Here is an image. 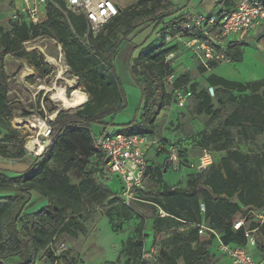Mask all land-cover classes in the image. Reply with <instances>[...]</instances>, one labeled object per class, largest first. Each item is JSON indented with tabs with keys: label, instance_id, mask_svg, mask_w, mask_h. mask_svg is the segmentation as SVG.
Segmentation results:
<instances>
[{
	"label": "trees",
	"instance_id": "1",
	"mask_svg": "<svg viewBox=\"0 0 264 264\" xmlns=\"http://www.w3.org/2000/svg\"><path fill=\"white\" fill-rule=\"evenodd\" d=\"M235 1L223 0L227 6L224 10L232 7ZM259 1L264 3L263 0ZM55 2L57 5L47 3L45 19L40 23L33 24L20 15L18 19L12 20L10 30L0 36V123L11 110L7 94L9 84L3 69L4 56L10 54L24 57L29 65L36 69L42 68V56L37 51L28 52L23 47V42L39 35H50L57 40L66 65L78 77L88 99L72 112L60 110L53 119H47L52 131L50 142L39 156L34 157L27 171L13 177L0 172V264H35L41 250L51 261L54 258L46 246L56 233L65 232L76 236L82 231L81 224L74 217L66 215L69 201L98 204L108 197L107 192L94 179L83 177L77 183H71L66 171L76 169L82 172L91 159H94L96 165L94 170L102 171L103 155L91 139V126L106 125L104 119L125 105L114 58L120 42L136 30L138 21L155 16L156 36L160 43H172L170 47L148 45L136 57L130 58L128 69L141 90L143 113L138 129H121L127 133L154 135L155 116L169 105L171 94L163 79L173 73L165 56L166 53L174 52L173 47L179 42L165 41V35L184 38L198 36L185 28L188 15H177L180 9H174L171 0H137L134 4L119 8L118 14L101 27L95 38L83 44V16L65 9L63 1ZM242 46L243 43L237 40L228 42L226 53L231 62L242 60ZM136 48L137 45H132L131 51ZM214 66L216 64H212L211 69ZM199 69L206 72L200 66ZM174 77L176 87L191 91L189 86L182 85L189 81L188 74ZM205 80L208 87L196 93L197 114L203 113L213 120L220 110L213 105L212 100L215 98L221 103V92L227 91V100L235 102L236 107L224 118L222 124L239 125L242 133L247 128L253 134L264 130V77L239 82L209 73ZM209 87H212L213 94H210ZM49 111L55 113L57 109L50 106ZM134 121L127 125L134 126ZM16 133L15 129L10 128L3 135L0 140V157L24 156L21 144L17 146V153L14 150L13 139ZM76 137L84 142V147L78 145ZM181 147L184 169L189 177L186 184L180 186L162 182L156 197L152 199L143 198V189H139L137 195L140 201L136 202L145 203L151 208L153 240L171 228L172 224L187 227L172 235L170 244L160 247L151 262L149 257L145 258L149 252L144 251L145 220L141 219L134 228V234L124 241L122 250L127 256L126 264H203V260L209 256L203 244L216 247L218 237L224 243L245 246V226L249 229L258 227L263 245L258 243L251 252L254 257H264V222L258 226L255 213L264 212V150L243 153L237 149H227L224 156L219 157L218 163L212 158L210 165L197 170L189 168L191 161L187 158L185 147ZM162 164V171H170L166 166V158ZM207 167L210 169L199 187L196 173L192 170L202 171ZM162 171L148 164L146 178L154 176L155 180H161ZM31 192L46 199L47 203L34 212H26L32 204ZM109 202L120 203L117 194L109 198ZM201 203L204 205L203 211L200 209ZM133 210L120 203L111 205L107 214L129 220ZM160 211L165 215H160ZM241 218L245 220L244 226L234 229V222ZM15 258L18 262L12 261Z\"/></svg>",
	"mask_w": 264,
	"mask_h": 264
},
{
	"label": "rangeland",
	"instance_id": "2",
	"mask_svg": "<svg viewBox=\"0 0 264 264\" xmlns=\"http://www.w3.org/2000/svg\"><path fill=\"white\" fill-rule=\"evenodd\" d=\"M20 0H0V36L10 30L12 23V16L14 12L18 13L16 6ZM174 1V0H171ZM192 5L197 4L198 0H191ZM264 1V0H263ZM177 4H174L176 6ZM173 9V8H169ZM207 14V13H206ZM145 17L138 21L137 28L126 39L122 40L115 53L114 66L116 75L120 81L122 92L124 94V107L104 119L107 122V127L114 130L124 129L130 130L138 129L141 121V90L133 80L129 72L128 66L131 57H136L140 51L149 46H166L170 47L171 43L161 44L159 37L156 36L154 18ZM256 30L253 32L255 33ZM246 46L245 61L240 66L237 63L219 64L213 70L216 74L225 77L238 79L246 78L253 71V55L257 51L254 47H258L256 39L245 38ZM253 45H252V44ZM137 45L134 51H131V46ZM26 51H37L43 58V67L36 69L29 65L24 57H16L13 55H6L3 59V69L9 84L8 86V101L10 106V114L4 117L0 123V136L8 131V129H15L17 131L13 139L15 145V152H18V145L21 144L24 153L22 158L29 159L34 156V150L28 149V142L31 138L37 136L39 130L31 128L30 126L43 123L45 119H50L51 114L49 107L53 106L56 109L60 108L58 102L52 99V91L47 89H40L43 85L45 88L57 85L64 89L66 95H70L73 88L81 91L87 95L82 85L79 84L78 77L74 76L66 65L63 52L57 40L50 35H39L31 38L26 43ZM251 46V47H250ZM24 47V46H23ZM244 47V45H243ZM175 49L172 54L166 53L165 61L170 63L172 69L171 73L179 77L186 73L189 76V81L182 84L185 87H190L192 97L188 99L184 107H177L171 104L163 107L154 119V132L157 139H164L168 141L178 142L186 149L187 158L191 162H195L197 156L201 155L203 149L210 151L211 156L218 163L220 155L226 153L227 149H237L243 153L257 152L264 150V130L259 134H253L249 128L244 133L240 131L239 125L224 126L222 124L226 118L236 107L235 102L227 100V91L221 92V103L213 98V105L219 108V114L210 120L208 115L197 114L196 105L198 98L196 93L203 88L208 87L205 77L207 72H201L199 69V61L190 55L183 43H179L173 47ZM250 49V50H247ZM263 55V54H262ZM47 56L52 58L55 62H49ZM255 56V55H254ZM264 57V56H263ZM257 59V58H256ZM242 61V60H241ZM239 61V62H241ZM259 63L260 60L257 59ZM238 62V63H239ZM67 66V69L65 67ZM63 69H62V68ZM234 67H240L234 69ZM255 71V70H254ZM258 72V71H255ZM61 74V75H60ZM258 74V73H257ZM59 75L61 78H59ZM260 75L254 76L258 78ZM68 80H73L71 86L67 83ZM239 80V79H238ZM246 80V79H242ZM254 79L253 81H255ZM237 81V80H233ZM234 95H237L234 92ZM213 96V95H212ZM88 98V95H87ZM77 109V108H76ZM67 111H74L69 109H60ZM52 119V118H51ZM134 121V126L127 125L128 122ZM46 123V122H45ZM106 125L92 124L91 130L97 133ZM37 130V131H36ZM154 137V138H155ZM44 138L41 136L40 140ZM80 147H84V142L76 137ZM32 147H35L34 145ZM31 147V148H32ZM30 148V147H29ZM31 156V157H30ZM166 152H156L155 149L148 151L147 158L153 168H159L162 171ZM11 159V158H8ZM15 160V159H13ZM208 158L205 159L207 161ZM53 165V164H52ZM94 159L88 160V165L84 171L80 172L76 169H69L66 174L69 176L71 183H77L83 177H90L96 181L106 192L108 197L102 203L77 204V202L69 201V206L66 209L68 217H74L82 226V231L78 232L76 236H72L65 232L56 233L52 238V246L63 242L67 245L65 255L60 260V264H126L127 256L123 254L124 241L134 234V228L140 223L141 219L145 220L143 234H144V251L149 252V260L153 261V256L157 255L159 248L166 243L170 244V237L178 231L186 229V225L175 226L172 224L171 228L162 232L156 240L152 239L151 228V208L145 203H132V218L124 220L122 218L110 217L107 214V209L111 205H120L119 202L110 203L109 198L116 195L121 189V183L116 174L107 175L102 171L94 170ZM194 169V168H193ZM209 167L202 171L192 170L195 174V179L198 186L205 175L209 171ZM201 170V169H199ZM186 171H162L161 180H155L154 176L147 177L143 183L142 197L145 199H152L156 197V192L161 183L169 185L184 186L188 180ZM32 204L26 209V212L35 211L44 206L46 199L40 198L36 193L31 192ZM79 207V209H77ZM137 212V213H136ZM259 243L263 245L262 237H259ZM208 250L209 256L203 260V264H221L223 261L219 256L216 247L211 244H203ZM252 249V247H249ZM48 255L41 250L39 259L35 264L48 263L50 259ZM18 262L15 258L12 260ZM222 261V262H220Z\"/></svg>",
	"mask_w": 264,
	"mask_h": 264
},
{
	"label": "built area",
	"instance_id": "3",
	"mask_svg": "<svg viewBox=\"0 0 264 264\" xmlns=\"http://www.w3.org/2000/svg\"><path fill=\"white\" fill-rule=\"evenodd\" d=\"M61 1L65 4V9L83 16L85 22V31L81 38L83 44H88L91 38H95L101 27L119 12V7L111 0ZM49 2L57 5L55 0H22L18 13L14 12L12 18L16 20L20 15H23L31 23L38 24L45 19V7ZM187 19L185 28L189 33H197L198 36L184 38L179 35L166 34L165 41L175 40L174 42L183 43L184 47L191 53L190 55L199 61V66L208 72L211 70L212 64L218 65L230 61L226 53L229 41L237 40L244 43L246 37L252 35L259 27L264 26V3L259 0H236L228 10L223 9L213 14L198 12L188 15ZM26 43L27 41L23 42L25 49H27ZM174 78L173 74H169L164 77L163 81L171 94L170 103L181 108L192 97V92L183 87H176ZM43 123L45 124L43 136L48 144L52 131L47 119ZM154 137L153 135L127 133L121 129H110L107 124L97 133H93L91 130V139L103 155L102 172L107 177L108 175H117L121 183V189L117 196L120 203L127 208H132L133 202L140 201L137 194L139 189L143 188L147 176V168L150 164L147 158L149 150L155 149L158 153L166 152V166L171 171L177 172L185 168L180 144ZM39 154L34 152L36 157ZM206 158H208L207 161H205ZM212 158L210 151L203 149L202 154L197 156L195 162H189V168L203 169L212 163ZM200 209L204 210L202 203ZM255 213L259 226L264 222V212ZM160 215L163 216L165 213L160 211ZM244 223L245 220L241 218L234 222L233 228L238 229L244 226ZM244 236L246 239L245 246L230 245L216 237L218 252L226 256L231 264H264V257H254L251 252L259 243L260 232L258 227L249 229L245 226ZM46 249L50 251V255L54 259L44 264H60V260L67 250V245L60 242L52 246L51 240Z\"/></svg>",
	"mask_w": 264,
	"mask_h": 264
},
{
	"label": "crops",
	"instance_id": "4",
	"mask_svg": "<svg viewBox=\"0 0 264 264\" xmlns=\"http://www.w3.org/2000/svg\"><path fill=\"white\" fill-rule=\"evenodd\" d=\"M111 1L117 7L122 8V7L129 6L131 4H134L137 0H111ZM172 2H173V4H177L176 6L173 7L174 9H180L176 13L177 15H179V14H185V15L191 14L192 15V14H196L198 12L213 14V13H217V12L223 10L225 7H227L224 5L223 0H198L197 4L195 3L194 6L192 5L191 0H174ZM21 3H22V0L19 1V4L16 6V9L21 7ZM248 38H253V40L256 39V41L258 43L257 44L258 47H254L255 49H257V51L254 53L255 56L253 55L254 64H253V67H251V68H253L252 73L245 76L246 78H241L240 75H238L239 80L229 78V77H225V76H223V78L228 79V80H232V81L237 80L239 82H250V81H253L254 79L259 80V79H262L264 77V57H263L264 56V26L259 27L256 30V32L252 33V35L248 36ZM244 41H245V39H244ZM243 45H244V47L242 46V61L239 63L233 62V63H237L236 66H240L245 61V56L247 54L245 50H246L247 44L243 43ZM247 50H250V49H247ZM172 54H173V52H172ZM256 58L258 60H260L261 63H259ZM229 63H232V62L231 61L225 62V64H229ZM215 67H217V65L214 66L211 69V71L208 72V74L213 73L215 75L222 77V75L216 74L213 71L215 69ZM235 68L238 69L240 67H234V69ZM254 70L258 71V72H255ZM257 75H260V77L254 78L253 80H250L254 76L257 77ZM242 79H246V80H242ZM0 138H2V137L0 136ZM46 144H47V142H46ZM224 154L225 153L220 155V157L224 156ZM13 159H15V160H13ZM33 160H34V157H31L30 159L28 157H26V158H11V159L0 157V172L4 173L10 177L20 175V174H22L28 170V168L30 167ZM32 212H34V211H32ZM219 256L223 261V262L220 261V262H222L221 264H231L230 260L226 256H223L221 254H219Z\"/></svg>",
	"mask_w": 264,
	"mask_h": 264
},
{
	"label": "bare ground",
	"instance_id": "5",
	"mask_svg": "<svg viewBox=\"0 0 264 264\" xmlns=\"http://www.w3.org/2000/svg\"><path fill=\"white\" fill-rule=\"evenodd\" d=\"M47 60L49 62H52V63L55 62L49 56H47ZM65 69H67V66L65 67ZM60 75H59V78H61ZM67 83L72 86L74 81L73 80H68ZM39 88L40 89H47V90L52 91V99L54 101L58 102L59 105H60V108L57 109V111L55 113L51 114V118L52 119L55 117L56 113L60 111V109H69V110L76 109V108L80 107L81 105H83L88 99L87 95L85 93H83L81 91H78L75 88H73V90H72V92H71V94L69 96L65 94L64 89L62 87H59L57 85H54V86L48 87V88H45L43 85H41ZM30 127L31 128H37V130H39V132L37 133V136H35V137L31 138V140H29L28 149L31 150V151L34 150V151H36V154H39V153H41L43 151V149L46 146V142H47L46 139L43 136V132H44V129H45V124L41 123V122L38 125L33 123ZM41 136L44 138L43 140H40ZM33 145L35 147H32Z\"/></svg>",
	"mask_w": 264,
	"mask_h": 264
},
{
	"label": "water",
	"instance_id": "6",
	"mask_svg": "<svg viewBox=\"0 0 264 264\" xmlns=\"http://www.w3.org/2000/svg\"><path fill=\"white\" fill-rule=\"evenodd\" d=\"M208 90H209L210 94H213V89H212V87H209ZM164 171H165V169H164Z\"/></svg>",
	"mask_w": 264,
	"mask_h": 264
}]
</instances>
